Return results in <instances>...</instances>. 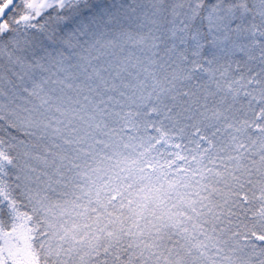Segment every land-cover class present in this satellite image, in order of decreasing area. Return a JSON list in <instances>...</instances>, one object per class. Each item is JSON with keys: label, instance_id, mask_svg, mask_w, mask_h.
I'll list each match as a JSON object with an SVG mask.
<instances>
[{"label": "snow or ice", "instance_id": "6c2138e0", "mask_svg": "<svg viewBox=\"0 0 264 264\" xmlns=\"http://www.w3.org/2000/svg\"><path fill=\"white\" fill-rule=\"evenodd\" d=\"M0 264H264V0H0Z\"/></svg>", "mask_w": 264, "mask_h": 264}]
</instances>
